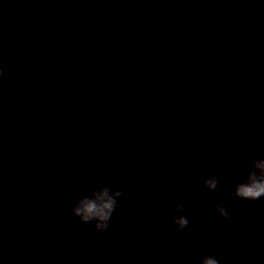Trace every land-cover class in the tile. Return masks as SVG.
I'll use <instances>...</instances> for the list:
<instances>
[{"label":"water","instance_id":"1","mask_svg":"<svg viewBox=\"0 0 264 264\" xmlns=\"http://www.w3.org/2000/svg\"><path fill=\"white\" fill-rule=\"evenodd\" d=\"M0 67V264H264V200L232 193L264 155V0H0ZM103 184L93 236L70 209Z\"/></svg>","mask_w":264,"mask_h":264},{"label":"clouds","instance_id":"2","mask_svg":"<svg viewBox=\"0 0 264 264\" xmlns=\"http://www.w3.org/2000/svg\"><path fill=\"white\" fill-rule=\"evenodd\" d=\"M5 79V69L0 67V82ZM220 173L213 170L203 181V188L214 195L212 207L216 214L224 220L232 218L235 208L231 207L228 199L218 187ZM232 193L240 201H262L264 200V155L253 159L251 166L247 169L241 179L232 185ZM125 193L121 188L113 190L109 184H103L89 195L75 200L71 206V213L81 224L91 225L93 236H103L113 226L114 217L118 209L124 205L121 197ZM58 211H63V204L57 202ZM169 223L174 226L177 238L183 237L186 232L191 231L192 218L188 215V209L183 202H176L168 216ZM199 264H221L220 260L210 254H202Z\"/></svg>","mask_w":264,"mask_h":264}]
</instances>
